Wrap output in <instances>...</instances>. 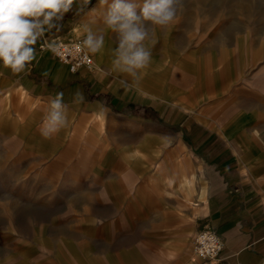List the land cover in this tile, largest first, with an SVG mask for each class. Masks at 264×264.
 I'll return each instance as SVG.
<instances>
[{
	"label": "crops",
	"instance_id": "0c3cea01",
	"mask_svg": "<svg viewBox=\"0 0 264 264\" xmlns=\"http://www.w3.org/2000/svg\"><path fill=\"white\" fill-rule=\"evenodd\" d=\"M197 1L206 2L208 13H221L203 17L196 27L186 24L192 29H184L186 48L173 43L174 29L154 36L155 50L146 46L159 66L157 83L149 90L140 88L137 96L112 89L123 82L117 71L108 81L106 72L73 73L49 47L42 48L76 36L75 27L82 33L93 15L88 10L97 7L96 14L103 9L98 0H91L77 14L74 5L58 22L59 30L45 31L38 40L29 71L13 74L0 63V143L13 144L32 166L43 168L35 174L40 189H57L62 181L71 196L97 190L114 206L126 201L134 210L141 209L132 225L148 223L152 240L158 238V227L152 226L161 222L168 225L165 237L187 243L195 231L209 228L225 242L215 260L203 259L190 245L174 247L177 256L168 264H264V91L260 84L222 78L264 72V47L253 44L257 30L239 14L225 18V0L184 3ZM228 1L236 5L227 8L230 11L250 3ZM231 37L248 44L228 49ZM244 57L251 58L249 72L232 62ZM192 78L187 86L185 79ZM77 92L82 102H76ZM61 93L67 125L45 138L40 130L51 100ZM89 154L96 157L95 171H90ZM44 162L49 163V176L41 166ZM59 165H66L64 173H59ZM79 165L82 172L70 170ZM164 191L177 193L162 203L156 192Z\"/></svg>",
	"mask_w": 264,
	"mask_h": 264
},
{
	"label": "rangeland",
	"instance_id": "374dc122",
	"mask_svg": "<svg viewBox=\"0 0 264 264\" xmlns=\"http://www.w3.org/2000/svg\"><path fill=\"white\" fill-rule=\"evenodd\" d=\"M205 4L206 2L202 1L193 4L184 3L183 10L178 13L176 24H171L167 28L154 26L145 44L147 46L151 44V49L155 50L156 46L151 43L153 37L160 38L171 28L175 30L177 39V41L174 39L173 43H179L186 48L188 43L183 33L192 31V29L187 30L189 24L193 23L195 26V23L203 17L209 15L213 18L214 15L221 13V11L208 13ZM235 6L232 1H224L225 18L231 19L239 14L242 22L250 24L252 29L257 30V35L253 36L252 41L261 49L264 47V0H250L247 5H240V11L227 10ZM106 7L90 17V24L87 27L83 26L87 32L88 28L92 27L95 28L94 32L103 34L105 32L107 35L108 51L102 57L105 66L99 69L98 66L96 69L95 64V68L89 72H106L108 75L105 78L108 81L111 79L110 74H115L117 71L123 82L116 87L113 86L112 89L120 95H141L140 88L149 90L157 83L155 71L159 67L158 63L152 58L150 65L140 70L138 79L135 80L127 73L115 69L114 50L118 46V40L117 34L103 23ZM83 27L80 35L77 34L79 31H75L76 36L71 38L84 39L87 34L83 33ZM227 44L228 49H231L239 45L245 47L248 41L240 42L231 37ZM156 49L160 51L161 48ZM262 56L264 57V53L260 55L263 61ZM97 57H94L96 63L101 59V56ZM232 62H238L240 64L238 66L243 71L249 72L251 69L247 68L251 65V58L234 59ZM222 78L230 80L234 78L235 83H250L256 86L260 84L264 91V72L259 74L250 72L241 76L232 75ZM194 80V78L185 79L186 85L193 84ZM132 92L135 93L131 94ZM1 144L3 143H0V264H168L177 256L173 254L174 247L182 248L190 245L192 251L195 249L194 237L198 230L191 234L186 243L183 238L165 237L164 232L168 225L158 222L152 226L158 227V238L157 241L152 240L148 223L132 225L133 219L142 210H134L131 204H126V201L114 206L107 195L97 190H87L83 196H71L64 188L68 183L62 181L59 182L57 189H51L50 185L40 189L35 180L38 175L35 174H39L43 168L32 166L31 159L21 157L13 144H3L5 146ZM95 158L91 154L87 156L90 171H95L97 168ZM45 164L41 166L47 168L45 171L49 176V163ZM65 168L66 165L63 167L59 165V173H64ZM83 168L79 165L70 170L82 172ZM173 193L177 192H156V196L163 203L164 200L169 201L170 196L174 197ZM142 195L146 196L145 193ZM122 206L125 207L121 208ZM159 211L158 215H164L163 207ZM136 228L139 230L135 232ZM174 229L176 228L170 229V232H174Z\"/></svg>",
	"mask_w": 264,
	"mask_h": 264
},
{
	"label": "clouds",
	"instance_id": "9594fccd",
	"mask_svg": "<svg viewBox=\"0 0 264 264\" xmlns=\"http://www.w3.org/2000/svg\"><path fill=\"white\" fill-rule=\"evenodd\" d=\"M90 4L91 0H0V63L13 74L29 71L36 60L35 45L45 31L59 30L58 22L63 21L74 5L80 14ZM98 6H107L103 23L117 34L113 65L135 80L152 60L145 44L150 31L157 25L167 28L175 23L184 8V0H98ZM96 11L97 7L88 10L93 14ZM104 45L102 32L89 30L83 40V46L93 54ZM76 96V102L83 101L81 93L77 92ZM62 97V93L58 94L50 102V111L40 130L45 138H51L67 125V105Z\"/></svg>",
	"mask_w": 264,
	"mask_h": 264
},
{
	"label": "built area",
	"instance_id": "2783aa9c",
	"mask_svg": "<svg viewBox=\"0 0 264 264\" xmlns=\"http://www.w3.org/2000/svg\"><path fill=\"white\" fill-rule=\"evenodd\" d=\"M81 39H57L51 44L41 45L44 49L49 47L53 56L61 63L68 65L73 73L89 71L95 68V59L93 53L89 52L83 46ZM195 252L203 259L215 260L220 256L225 247V242L221 235L219 236L213 230L205 228L196 233L194 237Z\"/></svg>",
	"mask_w": 264,
	"mask_h": 264
},
{
	"label": "bare ground",
	"instance_id": "6f19581e",
	"mask_svg": "<svg viewBox=\"0 0 264 264\" xmlns=\"http://www.w3.org/2000/svg\"><path fill=\"white\" fill-rule=\"evenodd\" d=\"M89 30H91V31H95V28H92V27H90V28H88ZM74 30L75 31H79L77 34H79L80 33V31H81V29L79 28V27H75L74 28ZM104 36H105V45H104V47L99 51V53H100V55H101V57H103L105 54H106V51H108L107 50V45H106V39H107V35H106V33H104ZM70 39H75V38H70ZM77 39H81V38H77ZM115 51V50H114ZM98 58V57H97ZM102 59L103 58H101V59H98V61H97V64H96V69H97V67H98V69L99 68H101V65H102ZM97 60V59H96ZM140 94V93H139Z\"/></svg>",
	"mask_w": 264,
	"mask_h": 264
}]
</instances>
